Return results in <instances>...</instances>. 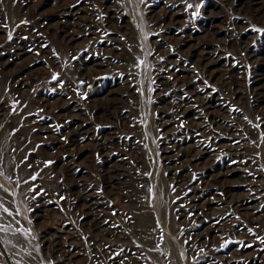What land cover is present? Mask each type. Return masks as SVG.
Returning <instances> with one entry per match:
<instances>
[{
  "label": "rangeland",
  "instance_id": "1",
  "mask_svg": "<svg viewBox=\"0 0 264 264\" xmlns=\"http://www.w3.org/2000/svg\"><path fill=\"white\" fill-rule=\"evenodd\" d=\"M0 264H264V0H0Z\"/></svg>",
  "mask_w": 264,
  "mask_h": 264
},
{
  "label": "snow or ice",
  "instance_id": "2",
  "mask_svg": "<svg viewBox=\"0 0 264 264\" xmlns=\"http://www.w3.org/2000/svg\"><path fill=\"white\" fill-rule=\"evenodd\" d=\"M188 7L189 8H191L192 7V5H188ZM257 31H260L259 29H257ZM5 211H7V209H5Z\"/></svg>",
  "mask_w": 264,
  "mask_h": 264
}]
</instances>
